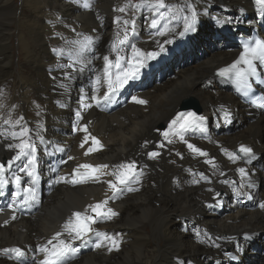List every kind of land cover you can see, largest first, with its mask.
<instances>
[{
    "label": "bare ground",
    "instance_id": "6f19581e",
    "mask_svg": "<svg viewBox=\"0 0 264 264\" xmlns=\"http://www.w3.org/2000/svg\"><path fill=\"white\" fill-rule=\"evenodd\" d=\"M17 1L0 0V124L5 117L12 121L23 117L22 123L32 130L42 192L40 205L30 212H13L8 207L13 196L10 198L8 192L0 199V264H21L15 253L4 252L17 247L25 250L23 264H39L44 258L39 248L62 230L72 212L85 211L88 205L112 197L103 181L113 177L103 176L100 183L54 185L58 175L70 178L80 164H108L105 171L110 172L113 166L131 161L138 167L147 166L141 183L134 185L138 190L109 199L107 206L118 215L92 225L96 231L117 236L119 250L83 248L71 264H264V208L259 207L264 203V113L238 100L216 73L239 51L236 36L255 31L264 38V19L255 0H165L175 11L170 27H176L177 32L182 25V13L177 11L185 5H193L198 13L200 9L213 12L209 20H201L204 14L200 13L198 30L185 37L175 32L156 36V30L148 26L150 12L132 7L123 13L115 11L140 0H88V9L83 7L84 0H21V7ZM230 14L234 16L232 24L216 22L232 20ZM116 17L130 22L145 19L136 24L135 35L131 23L128 26L130 43L145 53L158 51L166 39L174 37L175 43L164 45L167 51L148 61L140 78L131 81L111 104L97 107L91 99L95 77L103 75L105 55L115 60L113 44L118 34L119 38L123 35L124 26L115 23ZM219 30L222 34L215 35ZM85 36L94 42L86 60L73 69L60 68L75 57L58 55L50 43H68ZM216 36L221 41L215 42ZM196 50L201 58L187 65L190 59H182ZM123 54L131 55L129 46L123 47ZM157 68L160 70L155 74ZM65 72H70L71 78ZM165 74L167 78L162 81ZM155 76L162 83L146 89ZM132 96L146 99L148 104L129 101ZM186 101L197 103L199 110L184 106ZM86 103L92 107L85 109ZM200 107L202 113L198 114ZM77 111L81 118L76 117ZM192 111L206 117L205 133L190 132L185 139L207 156L193 153L179 138L169 144L162 135L178 113ZM159 123L166 124L164 131L157 130ZM85 124L103 145L88 155L85 152L94 147L91 140L80 147L87 135L80 130ZM36 129L44 143L35 137ZM71 130L76 131L75 136L68 133ZM10 142L19 141L0 136V163L5 164L8 178L20 166L14 159L16 150L8 147ZM240 145L251 147L256 159L251 163L229 160L223 149L237 152ZM153 151L160 153L156 159L148 156ZM9 161L11 168L7 167ZM241 167L248 177L241 176ZM21 175L23 186L30 178ZM225 180L229 183H223ZM249 181H254L255 187L244 191L254 194L253 202L235 194ZM217 192L220 197H216ZM213 199L215 203L222 201V206L214 207ZM233 255L236 260L230 258Z\"/></svg>",
    "mask_w": 264,
    "mask_h": 264
},
{
    "label": "snow or ice",
    "instance_id": "6c2138e0",
    "mask_svg": "<svg viewBox=\"0 0 264 264\" xmlns=\"http://www.w3.org/2000/svg\"><path fill=\"white\" fill-rule=\"evenodd\" d=\"M255 5L259 10V15L264 19V0H255ZM83 7L85 9L90 8L88 0H84ZM132 7L134 9H146L152 13L150 18L149 27L156 30L155 35L158 37L169 36L170 33H176L179 37H185L189 33H194L198 30V24L200 19V13H198L196 7L191 4L185 5L180 8L182 13L181 30L177 32L176 27H170L172 22L176 19L175 11L165 3V0H140L139 4L125 5L115 9L118 12H125L126 9ZM186 9V11H185ZM166 10V11H165ZM218 24L223 26L224 24H231L232 20H217ZM115 23L123 24V35L113 44V50L117 52L115 60L111 59L108 55L103 57L105 67L103 75H97L94 82V94L91 99L95 101V105L100 107L102 105H108L113 102L115 97H118L121 91L131 82L140 78L142 70L148 67V61L156 60L161 53L167 51L164 45H171L175 43V38L166 39L159 45L158 51L143 52L137 48L134 43L129 41L128 26L131 23V33L136 34L135 21H129L124 19L121 21L120 17H116ZM75 31V29H72ZM71 46L70 51L64 49H53L55 53L60 56H68L72 60V63L60 65V68L73 69L74 65L78 66L81 61L86 60V54L90 51L93 40L91 37H82L68 42ZM129 46L131 49V55L123 54V47ZM242 52L239 59L235 61L230 67L220 69L218 75L227 82H231L235 85L236 91L250 103L254 104L258 109L264 110V95H257L256 88L260 85H264V38L259 36L252 39H248L243 42ZM75 70H79L77 67ZM65 76L71 78L70 72H65ZM55 79V78H54ZM254 84L256 88H254ZM64 87V85H61ZM101 89L103 91L101 92ZM132 101L140 104L147 105L146 99H141L137 96L131 97ZM91 103L84 104V108H91ZM223 109V106H221ZM76 117L81 118V113L76 112ZM225 119L230 122L229 114L225 112ZM23 117L12 121L11 118L3 119L2 125H0V136H5L8 141H16L17 143H8L10 149L16 150L14 159L20 162V166L16 172H13L11 177V183L15 185V191L12 193L13 200L9 203L8 207L16 211V204L19 201L20 205L29 209L40 205L41 203V191H40V174L38 172L37 161V146L36 140L33 139L32 130L26 127L23 123ZM205 121L206 117L198 115L196 112H180L174 119L171 120L168 125V129L162 133L164 139L169 143H173V138H179L187 144V147L195 154L199 156H207L208 153L202 151L194 144L188 143L185 139L186 134L200 132L201 135L205 133ZM6 126V127H5ZM18 128V130H17ZM85 132L84 140L81 142L80 147H84L85 143L91 140L94 147H89L85 152L88 155L94 151H99L103 145L101 141L92 136L89 133L88 125L85 124L80 129ZM35 137L44 143V138L40 136L39 129L34 131ZM164 147L163 144L159 145ZM239 153L229 151L227 148L223 149L224 154L229 160L236 162L241 159H245L246 162L251 163L256 159L253 149L249 146L241 145L238 149ZM160 155L159 152H149L150 159H156ZM179 155V153H177ZM68 159H73L69 156ZM208 163L213 167L216 165L213 161L209 160ZM8 168L12 167V162L7 164ZM145 166L138 167L136 161L120 163L113 166L112 171L106 172L109 168L108 164H80L78 165L71 177L57 176L53 181V184H59L61 182L68 183L73 186L83 185L89 182L100 183L103 176H110L114 179H108L103 181L107 184L108 189L112 193V197L116 198L123 192H134L138 189L134 185L141 183V177L144 176ZM51 171L57 172L56 168H52ZM241 176L248 177L249 173L241 167L239 169ZM22 174L26 175L28 182L22 186ZM223 175V173H221ZM207 179L206 177H202ZM199 183V180L194 181ZM10 180L6 176V168L4 163H0V196L5 195V189L9 185ZM223 183L227 184L229 181L225 180ZM255 187L254 181H249L247 184L236 189L235 194L237 196H246L248 200L254 198V194L251 191H244V188L252 189ZM220 193H216V197H220ZM109 199H105L100 203L88 205L85 211H74L71 216L63 223L62 230L57 231L51 239L47 241L46 245L39 248V251L44 254V258L39 261V264H71V261L76 258L81 249L91 247L92 249H99L107 246L108 251L119 250L120 240L115 235H109L107 233L96 231L92 228L93 224L97 221L110 220L117 216L118 213L112 208L108 207ZM222 201L218 200L215 207L222 206ZM213 205H210L212 207ZM260 208H264V203L259 204ZM3 211V209H0ZM91 212L93 215H90ZM15 215L12 216L14 220ZM7 224V221H5ZM199 235V233H198ZM79 242V244H77ZM220 247V245H216ZM5 253H15L16 258L23 264V258L25 256V250L19 247L13 249H4ZM232 260H236L237 256L230 257Z\"/></svg>",
    "mask_w": 264,
    "mask_h": 264
},
{
    "label": "rangeland",
    "instance_id": "374dc122",
    "mask_svg": "<svg viewBox=\"0 0 264 264\" xmlns=\"http://www.w3.org/2000/svg\"><path fill=\"white\" fill-rule=\"evenodd\" d=\"M18 3H19V6L21 5V0H19V1H17ZM127 2L128 3H133V1L132 0H127ZM22 6V5H21ZM20 6V7H21ZM178 9V8H177ZM141 12H148L146 9H139ZM177 12H179V10L177 11ZM200 13H203L204 15L201 17V20H205V19H210V17H213V12L211 11V9H206L205 11H204V9H200V11H199ZM229 16H231L232 17V22L234 21V16L233 15H229ZM144 23L145 22V19H143V21H141V22H135V24H141V23ZM232 24V23H231ZM233 27H235V26H233ZM220 31V30H219ZM216 32L215 33V35L216 34H219V35H221L222 34V32L220 31V32ZM212 36H213V34H212ZM218 36V35H217ZM216 36V40H215V42H217V41H221V38L220 37H217ZM198 37H199V35H198ZM198 37H197V43H199V39H198ZM207 38L209 39V35H207ZM13 43H14V45H16V49H15V51L17 52L15 55H16V58L14 59L15 60V64H17L18 63V45H17V38L15 37L14 39H13ZM50 47L51 48H55V49H68V48H70V46L68 45V43H66L65 41H61V43L60 44H54V43H50ZM197 51H199V50H196L195 52H193L192 54L191 53H187L186 54V56L183 58L182 56H180L181 58H183L182 60H184V59H190L189 60V63L187 64V65H190V64H193L195 61H198V59L199 58H201L199 55H196V53H197ZM19 53H20V51H19ZM190 55H192L190 58H187L188 56H190ZM173 60H177V59H173ZM186 63L187 62H185L184 64L186 65ZM184 64H182V66L184 65ZM185 65H184V67H185ZM186 65V66H187ZM175 69H176V67H174ZM160 70V68H157L156 69V71H155V74L158 72ZM178 70H180V67L178 66V68L176 69V71L178 72ZM167 78V76H166V74H165V77L162 79V81H164L165 79ZM154 79H155V81H154ZM162 81H160V82H158L157 80H156V76L153 78V80H152V82H150L149 84H148V86L146 87V89L147 88H149L150 86H152L154 83L155 84H160V83H162ZM158 82V83H157ZM218 84V83H217ZM221 88H223L220 84H218ZM12 91V90H11ZM15 92V91H14ZM130 96V95H129ZM129 101H131V98L129 99ZM13 102H15V100H13V101H11L9 104H7L5 107H7V106H9V105H11V103H13ZM201 108V107H200ZM181 109L182 110H185V108H183V105H182V107H181ZM30 110H32V109H30ZM11 111V109L9 108V111L8 112H10ZM258 113H264V112H262V111H258V110H256ZM198 113V112H197ZM202 113V108H201V112L200 113H198V114H201ZM74 114L75 113H72L71 114V116H74ZM5 118H7V117H5ZM18 118V117H17ZM3 123V122H2ZM2 123L0 124V125H2ZM164 124V125H163ZM6 127V126H5ZM164 129H166V124L165 123H159L158 125H157V130H160V131H164ZM68 133H71L73 136H75V134H76V131H69ZM5 162H6V158H4L3 159ZM264 177V176H263ZM262 177V178H263ZM227 202H228V200H227ZM226 202V203H227ZM213 205H216V203H215V199H213ZM215 207V206H214ZM101 226H103V225H100L99 227H101ZM102 231H105L104 229H102V228H100ZM152 246V244L150 245V247ZM226 249V248H225ZM82 258V257H81Z\"/></svg>",
    "mask_w": 264,
    "mask_h": 264
},
{
    "label": "water",
    "instance_id": "95a60500",
    "mask_svg": "<svg viewBox=\"0 0 264 264\" xmlns=\"http://www.w3.org/2000/svg\"><path fill=\"white\" fill-rule=\"evenodd\" d=\"M184 106H190V107H192V108H194L196 110H199L198 104L197 103H194V102H191V101H189V102L186 101L184 103Z\"/></svg>",
    "mask_w": 264,
    "mask_h": 264
}]
</instances>
